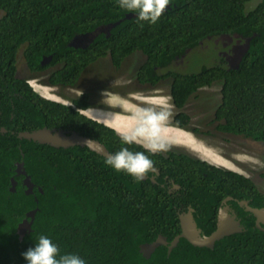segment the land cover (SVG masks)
Here are the masks:
<instances>
[{"label": "trees", "instance_id": "16d2710c", "mask_svg": "<svg viewBox=\"0 0 264 264\" xmlns=\"http://www.w3.org/2000/svg\"><path fill=\"white\" fill-rule=\"evenodd\" d=\"M250 1L169 0V7L150 24L137 16L126 18L134 12L119 8L115 0H0V126L17 131L87 124L100 133L112 152L123 146L148 154L141 145H125L122 137L88 119L77 107L31 96L29 87L21 97L6 100L3 88L23 83L13 77V57L21 45L35 70H41L43 55L52 54L50 64L60 67L51 83L71 85L97 58L108 55L113 68L121 70L122 61L139 51L145 60L136 73L138 83L156 87L169 81L171 102L178 109L200 87L221 80V97L214 111L215 119L221 120L217 127L264 140V0L246 10ZM118 20L107 37L99 33L85 48L67 45L78 33ZM234 32L251 36L237 69L222 72L220 64H204L197 71L187 70L191 54L212 44L210 37ZM182 54L184 62L176 65ZM82 102L73 100L78 107L86 105ZM173 119L175 126L185 127L189 122L183 111ZM19 143L23 150L18 149ZM105 159L79 145L57 148L0 131V264H25L21 253L41 234L50 236L61 253H78L87 264H264V232L234 199L231 202L244 218L245 230L225 235L212 248L180 237L169 252L165 244L148 257L140 251V244L158 235L170 242L180 232L178 207H195L200 214L195 216L197 225L210 234L216 223L213 204L218 203L213 196L252 197L251 206L264 205V195L248 179L204 163L199 167L193 160L189 180L181 181L185 188L180 194H169L150 180L136 181L114 170ZM14 161L24 162L33 192L25 193L26 185L20 182L15 190L10 189ZM200 169L206 173L202 181L194 175ZM163 172L174 174L170 169ZM33 208L37 209L31 230L20 240L17 225Z\"/></svg>", "mask_w": 264, "mask_h": 264}, {"label": "flooded vegetation", "instance_id": "af4514ba", "mask_svg": "<svg viewBox=\"0 0 264 264\" xmlns=\"http://www.w3.org/2000/svg\"><path fill=\"white\" fill-rule=\"evenodd\" d=\"M105 25V24H104ZM77 35V34H76ZM106 37L109 35V33H105ZM75 36V35H74ZM70 38L67 42V45L70 46L69 44L71 43L73 37ZM95 39V38H94ZM212 45L214 46V56H211L209 62L207 64L213 66V65H218L220 64V71L222 72H227L230 69H237L239 67L240 62L242 61L244 55L246 54L249 46H250V40L251 36H244L239 33H222L218 35L217 37L214 38H209ZM249 39L248 45H247V40ZM93 42V41H92ZM90 42V43H92ZM90 43L87 42H76V44H81L83 47H74L70 46L73 48H85L89 46ZM23 46L21 45L18 47L15 56L13 57V77L18 78L20 80H23L22 84H16L12 87L9 85H5L3 88L6 90L4 93L6 100H11L12 96L16 97H21L22 91L26 90V87H29V92L30 95L33 93L35 95H38L39 97H42L43 99L54 101L57 103H62L66 105H70L73 107H77L76 109L79 110L80 113L85 115L88 119L95 121L96 123L102 124L103 127H107L110 130H113L116 135L122 137L124 135H127L125 132H117L114 130V128L110 125L108 121L105 119L101 118H96L94 115L90 114V110L93 108H107L110 107V103L106 101L108 93L114 94L117 93L115 92L117 89V85L112 88V89H103L105 85H103L102 81L100 78L95 77L94 75H89L84 78L82 76V73L86 71V69L94 63L96 60H100L103 58H109L110 57L104 56L97 58L95 61L91 62L85 69L84 71L79 75L77 81H75L74 85L68 84V83H51L53 79L56 80V77H54V73L56 72L57 68L60 67V64H50L51 61V55L52 54H47L43 55L41 59L39 60V65L41 66V70H35L33 66L28 65L26 58L23 53ZM190 49L186 51L187 54L190 53ZM135 53V52H134ZM130 54L127 56L121 63L122 67L120 69H116L118 71V75L116 78L113 79V77H110V80H116L119 79L120 72L127 68L128 64L130 62L128 59L134 54ZM145 57V56H144ZM241 57V58H240ZM178 61L176 63L179 64L181 62H184L185 55L182 54L180 57H177ZM145 60V58H144ZM45 66V68H44ZM140 67V66H139ZM137 67L134 69L132 76L133 80H130L129 82H123L122 85L123 87L128 86L133 84L132 86L135 87V89H142L146 90L148 94H145L146 96H151L154 94L155 91H157L160 88V83L156 84L154 86L150 84H140L137 82L136 78V73L139 69ZM115 69V68H114ZM108 79V81H109ZM114 82V81H113ZM19 83V82H17ZM117 84H121L117 81ZM136 84L140 85L141 87L137 86ZM167 84L168 85V91L170 92V84L169 81L162 82V85ZM219 84L218 90L214 89L212 92H208V90H205L206 88L212 87L214 85ZM27 85V86H26ZM131 86V87H132ZM147 86V87H146ZM221 86L222 82L220 81H214L211 85H206L200 87L197 92L195 93L194 96H191L188 98L187 102L184 103V105L178 109H176L173 104H170V107L173 106L175 109L174 114H176L179 111L185 112L189 116V122L185 127L177 126L180 129L183 130L184 136L185 135H191L195 138H199L198 140H202L205 142L210 148L218 151L224 156V161H219L213 159L211 156L206 154L205 152L201 151L200 148H191L190 146L187 145H176V144H170L167 146L166 150H161L157 152H149L148 149L145 147V144L142 143L141 141H135L133 143L140 144L143 149H145L146 152H148V155L152 160H153V168L149 170L145 174V178L142 180H150L152 183L159 184L162 187H165L167 192L169 194L173 193H181V189L185 188L184 185L181 183V181H184V179L189 180L188 178V171L191 173L193 172V166L194 164L192 161H197L199 163V167H202L201 164H205L208 168L210 167H217L220 168L224 171H231L238 173L242 177L248 179L252 185L257 189V192L263 196L264 195V140H260L257 138H250L244 134L238 133L235 134L231 131L227 130H222L219 129L218 123L221 122V120L215 119L214 111L217 106V102L220 101L221 97ZM143 87V88H142ZM43 88H47V90H43ZM121 88V87H120ZM126 88V87H125ZM45 92V94L43 93ZM95 91H99L102 94L101 101L96 104L90 101V98L92 94ZM73 92V93H72ZM133 93V92H129ZM169 95V94H168ZM32 96V95H31ZM130 101L138 102L139 101L130 94V97H128ZM74 99H81L83 104L85 103L86 105L84 107H78L77 105H74L73 100ZM31 101V99H29ZM63 100H68L66 103L62 102ZM219 100V101H218ZM32 102H35V99L32 100ZM193 103V106H190V104ZM109 110V109H107ZM130 112L135 113L136 109H129ZM88 113V114H87ZM173 114V116H174ZM173 116L171 118V122L174 123ZM13 117V112L10 113V118ZM114 117H111L113 120ZM120 119V118H119ZM114 121V120H113ZM115 122V121H114ZM120 122L122 120L120 119ZM170 122V123H171ZM172 124V123H171ZM50 129H57V130H63L66 134L70 135L73 132L78 133L80 135H83L85 137H89L91 139L99 140L101 139V143L106 144L105 142H102V137L100 133L94 129V127H89L87 124L83 128H76V127H48ZM120 128V127H119ZM26 130V129H25ZM23 130H17L15 131L14 129H8L4 126H0V131L1 133L5 134L7 131L10 133H14L18 137V133L20 131H25ZM34 130L29 129L27 131ZM19 138V137H18ZM29 140V139H28ZM209 140V141H208ZM212 140V142H210ZM37 142V141H36ZM39 143V142H38ZM75 145H70L67 147L63 148H69ZM81 146V145H79ZM107 146V145H106ZM19 150H23L22 146L20 143L17 145ZM61 147V146H60ZM59 148V147H57ZM82 148L86 150H90V148L87 146H82ZM108 150L110 153H113L112 150L107 146ZM228 152H226V151ZM237 150H247L246 153L243 152L244 155L246 156H252L258 159V156L262 159L261 164H257L254 168H248L247 163L249 160L247 159H241L239 158L238 155H242V151H237ZM258 155V156H257ZM160 156L161 158H159ZM18 161H14V173L12 176H10V188L13 187L16 188L17 184L20 182L23 184V180L25 177V174L20 172H16V163ZM161 162L163 165V169L161 166L157 163ZM226 162H231L234 164L233 168ZM243 167L246 169L244 170ZM170 169L171 172L174 171V174L171 175L169 173H164L163 170ZM240 170V171H239ZM202 169H200L195 175L196 179L201 180L205 179L206 173L201 172ZM162 175V181H159L158 178H160ZM17 177H21L20 180L16 179ZM176 177V178H175ZM11 178L14 179V185L12 184ZM33 184V183H32ZM24 185V184H23ZM34 185V184H33ZM34 187V186H33ZM27 187H25V190ZM15 190V189H14ZM33 192V188H32ZM223 192V191H222ZM217 198V200H216ZM213 200L218 201L216 204L214 202V208H215V218H216V223H215V228L217 226V220H218V214L220 213V210H224L226 214L230 216H234L235 219L239 220L240 226L242 227V230H245L244 224H243V217L240 216V211L237 207L233 205V202L231 200L234 199L236 201L237 205L242 207L245 210L243 205H239L240 201H246L250 206L252 202V197L250 198H235L231 195H223L222 193L219 194L218 196H213ZM252 207H264V205L260 206H252ZM189 208H192V214L195 219V216L200 215L198 211L195 209V207H191L187 205L186 209H182V207H178L177 212L178 216L180 213L184 211H188ZM29 211V210H28ZM27 211V212H28ZM25 212V215L26 213ZM249 212V211H247ZM250 214V213H249ZM252 214V213H251ZM253 215V214H252ZM248 216V215H247ZM251 216V215H249ZM254 219V224L256 221V218L253 215ZM261 227L264 229V224L260 223ZM198 226V225H197ZM255 226L259 229L262 230L260 227H258L256 224ZM199 227V226H198ZM214 228V229H215ZM213 229V230H214ZM212 230V231H213ZM241 230V231H242ZM211 231V232H212ZM263 231V230H262ZM264 232V231H263ZM201 234H204L201 229ZM232 234V233H231Z\"/></svg>", "mask_w": 264, "mask_h": 264}, {"label": "rangeland", "instance_id": "374dc122", "mask_svg": "<svg viewBox=\"0 0 264 264\" xmlns=\"http://www.w3.org/2000/svg\"><path fill=\"white\" fill-rule=\"evenodd\" d=\"M260 0H252L248 3H246V10L252 9L257 2ZM214 46L212 44H208L205 47H203V49L201 50H195V52H193L190 56V61L187 64V70L190 71H197L202 65L207 64L211 58V56H214ZM144 55L137 51L135 52L129 59L128 61L130 62V64H128L127 68L123 69L120 72L119 75V79L116 80H110V77L116 78L118 75V71L116 69L113 68V66L111 65V61L110 59L107 58H103L100 60H96L94 63H92L85 72L82 73V76L84 78H86V76L89 75H94L97 78H100L103 83V85H105V87L103 89H112L114 88L116 85L118 86L116 91L117 93L114 94H110L108 93L107 99L106 101H108L111 105L110 107L104 108L103 109L100 108H93L92 110H90V114L94 115V117L96 118H105V116L107 115L106 118H111L114 117V119H116V121H119L120 117L126 116L127 113H129V109H136L135 114L136 117L132 116L129 117L127 119H121L122 122L125 121L126 127H130V128H137L136 131H134L135 134H137L139 132L138 129L141 128L142 131H140L139 133L144 132L145 133V128H144V117L146 115V113L148 112H166L167 115V119H165L164 121L158 123V124H164V125H170L171 122V118L175 112V109L172 107H162V106H156L154 104H148V101L143 102V103H138V102H134V101H130L128 97H130L129 92H134L133 94L135 95V97L137 98V96L139 98H142L143 100H153V102H157L159 101L162 102L163 97L159 96V95H165L164 93L168 92V85L164 84L161 85L160 88L154 92V94L152 95H156V96H150L149 98L145 96V94H148V92L146 90H142V89H135L134 86L128 85L123 87L122 83L124 82H129L130 80H133V76L132 73L134 71V69H136L137 67H139L141 65V63L144 61ZM109 79V81H108ZM114 81V82H113ZM117 81L121 84H117ZM123 83V84H124ZM132 86V87H131ZM140 85L136 84V87ZM121 87V88H120ZM219 88V84L214 85L212 87L206 88L205 90H208V92H212L214 89L218 90ZM43 90H47V88H43ZM43 93L45 94V92L43 91ZM73 93V92H72ZM101 97L102 94L99 91H95L91 98L90 101H92L93 103L98 104L101 101ZM167 100L169 101L168 97ZM68 100H63L62 102L66 103ZM190 106H193V103L190 104ZM109 109V110H107ZM100 116V117H99ZM118 118V119H117ZM110 122V121H109ZM133 122L135 124H133ZM114 124V123H113ZM120 124V123H119ZM142 125V126H140ZM151 127L148 131L147 134L150 135L154 141L156 142H165L166 141V145L169 146L170 142H176L179 138L178 135L179 133L177 132H171L169 134H167V136L165 137V135L163 136H159L155 137L154 134H152V132L157 133V131ZM170 128V127H169ZM165 129V128H164ZM153 130V131H152ZM169 130V129H168ZM162 131V130H161ZM142 133V135L144 134ZM186 134V133H183ZM141 135V136H142ZM183 137L184 140L183 142H185L187 144V146H190L191 148H200L201 151L205 152L206 154H208L209 156H211L213 159H215L216 161H224V156L219 153L218 151L210 148V146H208L205 142H203L202 140H198L199 138H195L191 135H181ZM171 139V140H170ZM142 143L145 144L143 138H141ZM170 141V142H169ZM180 141V140H179ZM209 141V140H208ZM210 142H212V140H210ZM172 144V143H170ZM226 151V150H225ZM237 151H242V155H238L239 158L241 159H247L249 160V162L246 164L248 168H254L255 166H257V164H261L263 161L262 159L258 156V159L255 157L250 156H246L243 154L246 153L247 150H237ZM228 152V151H226ZM227 164H229L230 166L234 167V164H232L231 162H226ZM243 169L245 170L246 168L243 167ZM240 171V170H239Z\"/></svg>", "mask_w": 264, "mask_h": 264}, {"label": "clouds", "instance_id": "9594fccd", "mask_svg": "<svg viewBox=\"0 0 264 264\" xmlns=\"http://www.w3.org/2000/svg\"><path fill=\"white\" fill-rule=\"evenodd\" d=\"M115 2L119 8L125 9L128 11H133L136 14L135 16H137L138 20L147 21L148 23L151 24V23H155L159 19V17L163 13L165 7L168 5L169 0H115ZM133 93H132V96L134 98H136ZM164 94L165 95H159V96H162L163 100H164L160 103H159V101L153 102V100H143V99L139 98L138 96L136 99L140 103L148 101L149 105L154 104L158 107L159 106L170 107V104L172 103L170 92L168 91L167 93H164ZM151 96H156V95H151ZM146 97L149 98L150 96H146ZM167 97H168L169 101L167 100ZM172 108H173V106H172ZM138 113H135V114H138ZM135 114L132 112H129L126 114V116H123L120 118L127 119V118L132 117V116L136 117ZM167 115L168 114L166 112H151L150 111V112L146 113V115L144 117V128H145L144 131H145V133L142 132V133H144L143 136H141L142 133H139L140 131L143 130V129L141 130V128L138 129L139 132L137 134H135L134 131H136L137 128H130V127H126V126H123L122 128H117L112 122H109L107 120V118H101V119H105L106 121H108L110 123V125L114 128L115 131L125 132L127 134V135L122 136V138H121L125 145L131 144V143L135 142L136 140L139 141V140H141V138H143V140L145 142V147L148 149V151L149 152H157V151H161V150H166L167 145L165 144L166 141L165 142H156V141H154V139L150 135L147 134V131L151 127H153L160 134V136H163L162 132H163L164 128L174 130L175 132L179 133L180 136L184 135L183 134L184 132L182 129H180L179 127H177L175 125H172L171 123H170L171 126L164 125V124H158V123L164 121L165 119H167ZM154 136L159 138V135H154ZM183 141L184 140H181V141L177 140L176 142H170V141L169 142L172 144H176V145H187ZM99 142H101V141H99ZM137 145H140V144H137ZM84 146H86V145H84ZM106 148H107V146H106ZM99 155H101V154H99ZM102 156H104V155H102ZM104 157H106V156H104ZM18 162H23V161H18ZM105 163L116 171L125 172L126 174L133 177L136 181L141 180L144 177V175L149 170H151L153 168V160L148 155H146L144 152H142V151H131L129 148L123 147V146L119 150L109 154L105 159ZM22 169H24V162H23V168ZM25 173H26V171H25ZM11 180H14V179L11 178ZM30 180H31V178H30ZM33 209H35V208H33ZM30 210H32V209H30ZM25 217H26V215H25ZM29 219L27 218V220H29ZM32 221H33V219H32ZM30 228H31V226H30ZM21 256L24 258L25 264H87V261L82 256H80L78 253H75V252L61 253L58 245L52 240V238L48 235H43V234L39 235L36 242L33 243L32 246H30L26 250H24L21 253Z\"/></svg>", "mask_w": 264, "mask_h": 264}, {"label": "water", "instance_id": "95a60500", "mask_svg": "<svg viewBox=\"0 0 264 264\" xmlns=\"http://www.w3.org/2000/svg\"><path fill=\"white\" fill-rule=\"evenodd\" d=\"M167 5L165 7L168 8ZM164 9V10H165ZM135 13H127L125 15L126 18H130L135 16ZM121 20L116 22H111L105 25H100L96 27L92 31L78 33L75 35L69 44L70 46L74 47H83L81 44H76V42H87L90 43L94 40V38L99 33H109L110 29L117 25ZM249 39L247 40L248 45ZM241 58V57H240ZM19 138H25L33 141H37L39 143H46L54 147H67L70 145H81V146H88L92 151L108 156L111 154L106 146L99 142L98 140L91 139L89 137H85L78 133L73 132L72 134L68 135L63 130L57 129H50L48 127H41L31 131H20L18 133ZM23 168V162L16 163V172L17 173H24L25 178L23 180L24 184L27 186L25 193H31L33 184L30 180V176L25 173ZM145 178V175L142 179ZM12 184L14 185V180H12ZM13 190V187L10 188ZM41 190V188H39ZM239 205H243L246 211H249L254 215L256 218L255 224L260 227L263 231L264 229L261 227L260 223L264 224V207H252L246 201H240ZM36 208L29 210L26 213V217L18 224L17 226V233L18 237L21 240L23 235L26 232L31 230L30 226L32 223V219L34 217ZM27 218H30L27 220ZM179 224H180V232L174 236V238L167 242L166 237L163 235H158L157 238L148 243L140 244V251L145 256H149L151 252L160 244H165L168 246V252L178 243L180 237L185 238L189 241L192 245L195 246H206L212 248L214 246L215 241L219 240L220 238L224 237L225 235H229L231 233L240 232L242 227L240 226L239 220L235 219L234 216H230L225 213L224 210H220L218 214L217 226L210 234H201V228L197 226V223L192 214V208H189L188 211H184L179 214Z\"/></svg>", "mask_w": 264, "mask_h": 264}, {"label": "bare ground", "instance_id": "6f19581e", "mask_svg": "<svg viewBox=\"0 0 264 264\" xmlns=\"http://www.w3.org/2000/svg\"><path fill=\"white\" fill-rule=\"evenodd\" d=\"M142 99V98H141ZM146 102V101H145ZM88 114V113H87ZM100 117V116H99ZM107 117V115L105 116V118ZM118 119V118H117ZM120 119H124V118H120ZM120 119H119V121H120ZM107 120L108 121H110V122H112V123H114V125L117 127V128H122L123 126H126V124H125V121H123V122H118V121H116V119H114L113 118V120L115 121H113L111 118H107ZM120 123V124H119ZM133 124H135V125H137L136 124V122L134 123L133 122ZM140 126H142V125H140ZM153 129V128H152ZM153 131V130H152ZM171 132H174L175 133V131L174 130H168V129H164L163 130V135H165V137L167 136V134H169V133H171ZM152 134H154V135H159L160 136V134L157 132V133H155V132H152ZM176 134V133H175ZM178 135V140H180L181 141V139H183V137L182 136H180L179 134H177ZM143 136V135H142ZM171 140V139H170Z\"/></svg>", "mask_w": 264, "mask_h": 264}]
</instances>
